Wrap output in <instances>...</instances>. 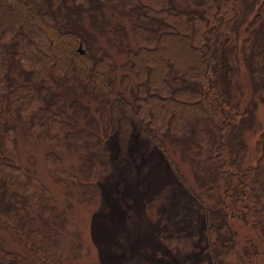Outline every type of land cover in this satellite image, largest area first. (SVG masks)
<instances>
[{
    "label": "trees",
    "instance_id": "16d2710c",
    "mask_svg": "<svg viewBox=\"0 0 264 264\" xmlns=\"http://www.w3.org/2000/svg\"><path fill=\"white\" fill-rule=\"evenodd\" d=\"M260 105L264 0H0V264H71V202L98 205L154 155L203 210L200 239L168 242L183 264H264ZM29 139L67 202L20 164Z\"/></svg>",
    "mask_w": 264,
    "mask_h": 264
},
{
    "label": "rangeland",
    "instance_id": "374dc122",
    "mask_svg": "<svg viewBox=\"0 0 264 264\" xmlns=\"http://www.w3.org/2000/svg\"><path fill=\"white\" fill-rule=\"evenodd\" d=\"M242 71L237 81L244 94L242 100L246 101L249 80ZM256 116L264 126V105L259 106ZM256 138L254 135L246 138V164H254L257 159ZM44 149L31 139L21 140L17 150L19 162L36 172V178L49 187L58 204L67 202L61 186L54 182L57 166H50ZM68 162L65 161L64 165ZM180 171L187 177L185 168ZM166 185L172 186L171 193L153 218L148 214L147 205ZM118 196L122 201L116 198ZM71 206L68 215L70 231L63 241L65 256L72 253L74 258L71 264H183L180 261L182 254L173 250L174 245H168L170 238L183 231L200 239L204 232L201 206L178 184L175 174L159 155L141 161L132 181L120 176L116 183L102 187L98 205L80 204L74 200ZM181 207L183 214L179 213ZM237 228L243 238L246 234L250 238L256 236L245 228Z\"/></svg>",
    "mask_w": 264,
    "mask_h": 264
},
{
    "label": "water",
    "instance_id": "95a60500",
    "mask_svg": "<svg viewBox=\"0 0 264 264\" xmlns=\"http://www.w3.org/2000/svg\"><path fill=\"white\" fill-rule=\"evenodd\" d=\"M81 53H83V52L81 51Z\"/></svg>",
    "mask_w": 264,
    "mask_h": 264
}]
</instances>
